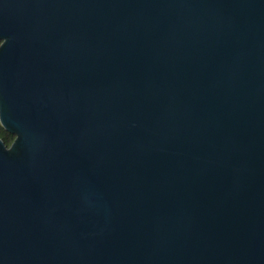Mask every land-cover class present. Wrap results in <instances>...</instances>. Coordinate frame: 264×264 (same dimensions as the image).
<instances>
[{
    "label": "water",
    "instance_id": "obj_1",
    "mask_svg": "<svg viewBox=\"0 0 264 264\" xmlns=\"http://www.w3.org/2000/svg\"><path fill=\"white\" fill-rule=\"evenodd\" d=\"M0 264H264V0H0Z\"/></svg>",
    "mask_w": 264,
    "mask_h": 264
},
{
    "label": "trees",
    "instance_id": "obj_2",
    "mask_svg": "<svg viewBox=\"0 0 264 264\" xmlns=\"http://www.w3.org/2000/svg\"><path fill=\"white\" fill-rule=\"evenodd\" d=\"M0 139L4 143L6 147H9L12 143L14 136L7 133L1 126H0Z\"/></svg>",
    "mask_w": 264,
    "mask_h": 264
}]
</instances>
